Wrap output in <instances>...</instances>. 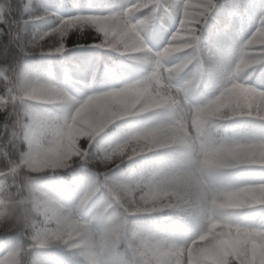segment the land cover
Returning <instances> with one entry per match:
<instances>
[{"label":"clouds","instance_id":"clouds-1","mask_svg":"<svg viewBox=\"0 0 264 264\" xmlns=\"http://www.w3.org/2000/svg\"><path fill=\"white\" fill-rule=\"evenodd\" d=\"M0 264H264V0H0Z\"/></svg>","mask_w":264,"mask_h":264},{"label":"snow or ice","instance_id":"snow-or-ice-1","mask_svg":"<svg viewBox=\"0 0 264 264\" xmlns=\"http://www.w3.org/2000/svg\"><path fill=\"white\" fill-rule=\"evenodd\" d=\"M75 183H78L79 182V179L77 181H74Z\"/></svg>","mask_w":264,"mask_h":264}]
</instances>
